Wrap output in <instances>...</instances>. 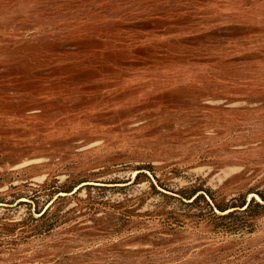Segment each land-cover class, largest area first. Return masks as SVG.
Segmentation results:
<instances>
[{"label":"rangeland","instance_id":"1","mask_svg":"<svg viewBox=\"0 0 264 264\" xmlns=\"http://www.w3.org/2000/svg\"><path fill=\"white\" fill-rule=\"evenodd\" d=\"M0 264H264V0H0Z\"/></svg>","mask_w":264,"mask_h":264},{"label":"trees","instance_id":"2","mask_svg":"<svg viewBox=\"0 0 264 264\" xmlns=\"http://www.w3.org/2000/svg\"><path fill=\"white\" fill-rule=\"evenodd\" d=\"M255 201H256V199H255V198H252V200H251V202H250V204H249V206H248L247 208L251 207V205H252ZM245 204H246V203H244L243 206H244Z\"/></svg>","mask_w":264,"mask_h":264}]
</instances>
